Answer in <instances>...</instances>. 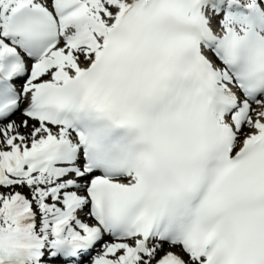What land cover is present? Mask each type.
<instances>
[{"label": "snow or ice", "instance_id": "1", "mask_svg": "<svg viewBox=\"0 0 264 264\" xmlns=\"http://www.w3.org/2000/svg\"><path fill=\"white\" fill-rule=\"evenodd\" d=\"M0 264H264V0H0Z\"/></svg>", "mask_w": 264, "mask_h": 264}]
</instances>
